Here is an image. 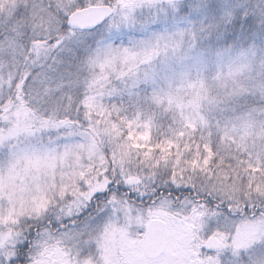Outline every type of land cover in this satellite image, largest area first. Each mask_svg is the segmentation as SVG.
<instances>
[{"label": "snow or ice", "instance_id": "6c2138e0", "mask_svg": "<svg viewBox=\"0 0 264 264\" xmlns=\"http://www.w3.org/2000/svg\"><path fill=\"white\" fill-rule=\"evenodd\" d=\"M0 264H264V0H0Z\"/></svg>", "mask_w": 264, "mask_h": 264}]
</instances>
